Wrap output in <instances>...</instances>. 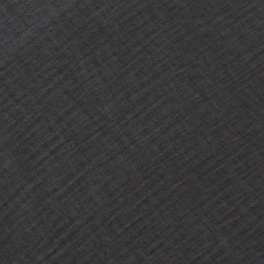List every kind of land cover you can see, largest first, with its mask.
I'll return each mask as SVG.
<instances>
[{"label": "water", "instance_id": "water-1", "mask_svg": "<svg viewBox=\"0 0 264 264\" xmlns=\"http://www.w3.org/2000/svg\"><path fill=\"white\" fill-rule=\"evenodd\" d=\"M0 264H264V0H0Z\"/></svg>", "mask_w": 264, "mask_h": 264}]
</instances>
